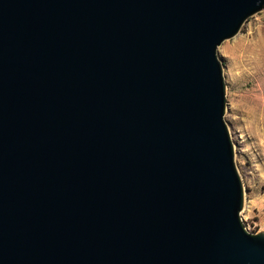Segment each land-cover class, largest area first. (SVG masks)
<instances>
[{
  "label": "water",
  "instance_id": "water-1",
  "mask_svg": "<svg viewBox=\"0 0 264 264\" xmlns=\"http://www.w3.org/2000/svg\"><path fill=\"white\" fill-rule=\"evenodd\" d=\"M263 7L0 0V264H264L217 56Z\"/></svg>",
  "mask_w": 264,
  "mask_h": 264
},
{
  "label": "rangeland",
  "instance_id": "rangeland-1",
  "mask_svg": "<svg viewBox=\"0 0 264 264\" xmlns=\"http://www.w3.org/2000/svg\"><path fill=\"white\" fill-rule=\"evenodd\" d=\"M225 82V112L234 162L243 186L240 217L264 232V7L217 48Z\"/></svg>",
  "mask_w": 264,
  "mask_h": 264
}]
</instances>
